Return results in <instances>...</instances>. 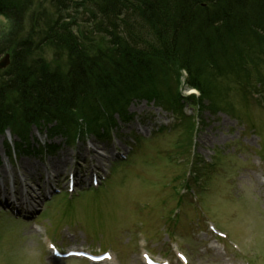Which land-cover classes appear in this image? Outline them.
<instances>
[{
    "label": "rangeland",
    "instance_id": "obj_1",
    "mask_svg": "<svg viewBox=\"0 0 264 264\" xmlns=\"http://www.w3.org/2000/svg\"><path fill=\"white\" fill-rule=\"evenodd\" d=\"M246 72L244 79L230 82L239 90L231 88L224 99L217 100L223 109L182 107L199 117V127L189 137L191 143L177 122L181 109L164 110L146 100L131 101L130 121L118 119V127L107 139L87 134L67 143L63 137L51 139L45 129L32 127V150L9 157L6 144L16 138L9 132L1 134L0 188L13 177L15 193H22L19 176L34 170L37 175L27 178L26 185L36 189L39 184L41 189L36 207L40 210L29 214L30 219L18 218L0 204V264H90L52 256L49 242L60 250L83 246L112 251L114 261L102 264H143V250L171 264H182L174 254L176 249L186 255L188 264H264V93H250L262 87L264 64ZM180 90L186 94L184 86ZM243 93H247L246 100ZM171 117L175 124L156 131L154 122ZM152 126L154 132L148 136L146 129ZM46 143H55L58 149L53 153L46 148L36 150ZM131 147L128 161L117 160L116 151L126 154ZM193 152L206 163L211 158L216 161L214 167L198 171L195 181L190 176V189L185 191L181 179L187 178L191 164L183 159L188 161ZM60 158H66L67 164L52 173L51 164ZM2 170L7 177L3 178ZM72 171L79 185L71 201L61 193L43 202V191L50 193L48 183L62 188ZM92 171L106 176L98 191L84 188V175ZM175 189L183 195L180 204ZM210 224L225 232L226 239L216 237Z\"/></svg>",
    "mask_w": 264,
    "mask_h": 264
},
{
    "label": "trees",
    "instance_id": "obj_2",
    "mask_svg": "<svg viewBox=\"0 0 264 264\" xmlns=\"http://www.w3.org/2000/svg\"><path fill=\"white\" fill-rule=\"evenodd\" d=\"M7 53L0 135L18 151L32 150V127L67 143L107 139L118 119L130 121L133 100L223 109L217 100L239 90L230 82L264 64V0H0V58ZM182 85L199 95L184 97ZM181 126L189 141L197 123L183 116Z\"/></svg>",
    "mask_w": 264,
    "mask_h": 264
},
{
    "label": "bare ground",
    "instance_id": "obj_3",
    "mask_svg": "<svg viewBox=\"0 0 264 264\" xmlns=\"http://www.w3.org/2000/svg\"><path fill=\"white\" fill-rule=\"evenodd\" d=\"M93 146H95V145H93ZM102 149H104V148H102ZM92 150L96 151V148L92 147ZM103 157H105V156L103 155ZM66 164H67L66 158H60V159L55 160L54 163L51 164V167H52L51 172L52 173H58V171H60L61 167L63 165H66ZM2 173H3V178L7 177V171L6 170H2ZM36 175H37V173L34 170H31L26 175L19 176L20 177L19 178V185L21 186V190H19V192H23L25 186H27L29 188V190H25V191L27 192V195H29V198H30V201H31L29 203H31V205H32V203L37 202L36 199L39 196L38 195L39 194L38 190L41 189V186L39 184H37V188L34 189L33 187H31L29 185H26L27 184L26 181H27V178H32L33 179V177L36 176ZM48 177H51V174H48ZM0 191H1V189H0ZM3 191L5 192V191H7V189L4 187ZM13 191L17 192L16 188H14ZM20 194L21 193H17V198L19 199L18 200V205L21 206V207H24L25 206V203H24L25 200L23 198H20Z\"/></svg>",
    "mask_w": 264,
    "mask_h": 264
},
{
    "label": "water",
    "instance_id": "obj_4",
    "mask_svg": "<svg viewBox=\"0 0 264 264\" xmlns=\"http://www.w3.org/2000/svg\"><path fill=\"white\" fill-rule=\"evenodd\" d=\"M9 63V54H5L1 59H0V69L5 68Z\"/></svg>",
    "mask_w": 264,
    "mask_h": 264
}]
</instances>
